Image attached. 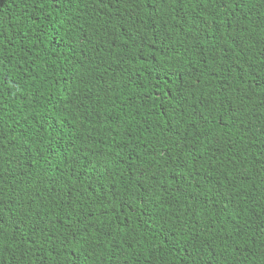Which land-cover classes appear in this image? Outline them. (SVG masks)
I'll return each mask as SVG.
<instances>
[{
    "label": "trees",
    "instance_id": "1",
    "mask_svg": "<svg viewBox=\"0 0 264 264\" xmlns=\"http://www.w3.org/2000/svg\"><path fill=\"white\" fill-rule=\"evenodd\" d=\"M0 264H264V0H0Z\"/></svg>",
    "mask_w": 264,
    "mask_h": 264
},
{
    "label": "snow or ice",
    "instance_id": "2",
    "mask_svg": "<svg viewBox=\"0 0 264 264\" xmlns=\"http://www.w3.org/2000/svg\"><path fill=\"white\" fill-rule=\"evenodd\" d=\"M21 3H26V0H20ZM33 2H36V0H33ZM50 2L52 4H56L59 5V3L61 2V0H50Z\"/></svg>",
    "mask_w": 264,
    "mask_h": 264
}]
</instances>
